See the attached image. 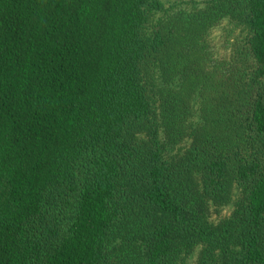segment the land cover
I'll use <instances>...</instances> for the list:
<instances>
[{"label":"trees","instance_id":"16d2710c","mask_svg":"<svg viewBox=\"0 0 264 264\" xmlns=\"http://www.w3.org/2000/svg\"><path fill=\"white\" fill-rule=\"evenodd\" d=\"M171 1L0 0V264H264V0Z\"/></svg>","mask_w":264,"mask_h":264},{"label":"rangeland","instance_id":"374dc122","mask_svg":"<svg viewBox=\"0 0 264 264\" xmlns=\"http://www.w3.org/2000/svg\"><path fill=\"white\" fill-rule=\"evenodd\" d=\"M200 1H202V0H200ZM164 4H163V6L161 7V8H159L158 9V12H156V15H155V17H154V19H153V21L155 22L156 21V19L158 18V17H163V12H169L172 8H173V2L171 1V0H164V2H163ZM182 5H184L185 6V3L184 4H182ZM174 7H176V5H174ZM162 9H165L164 11H162ZM158 16V17H157ZM224 20V22H226L227 21V19L225 18V19H223ZM228 21H229V19H228ZM222 22H218V24L210 31V33H209V35H208V40H209V44H210V46H212V51H214V52H216V51H220V46H219V44L218 43H216L215 41L216 40H218L219 38H220V35H221V33H222V29H223V31H224V33L223 34H227V36L226 37H228L229 36V38L230 39H234V37H235V33L236 32H234L233 31V29H231V28H228L227 30L224 28L225 27V25H224V23H222ZM222 37V36H221ZM226 211H228V209L226 208L225 209V211L224 212H222V214L223 213H225ZM196 251H194L193 252V256L191 257V258H195V256H196Z\"/></svg>","mask_w":264,"mask_h":264}]
</instances>
